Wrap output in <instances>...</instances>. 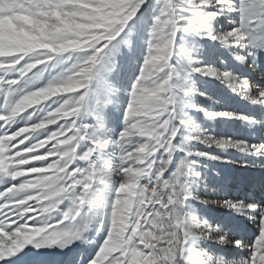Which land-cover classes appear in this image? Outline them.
<instances>
[{"label": "snow or ice", "instance_id": "6c2138e0", "mask_svg": "<svg viewBox=\"0 0 264 264\" xmlns=\"http://www.w3.org/2000/svg\"><path fill=\"white\" fill-rule=\"evenodd\" d=\"M0 264H264V0H0Z\"/></svg>", "mask_w": 264, "mask_h": 264}]
</instances>
